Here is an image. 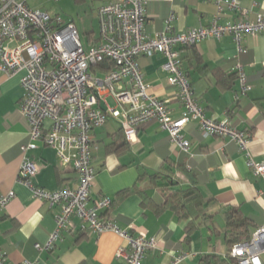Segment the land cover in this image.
Wrapping results in <instances>:
<instances>
[{"label":"crops","instance_id":"1","mask_svg":"<svg viewBox=\"0 0 264 264\" xmlns=\"http://www.w3.org/2000/svg\"><path fill=\"white\" fill-rule=\"evenodd\" d=\"M99 1L94 14L96 28L85 33L87 46L101 40L99 8L115 0ZM239 1L240 8L223 9L220 23L264 14V0ZM145 2L146 33L152 37L166 30L175 33L208 25L218 12L215 0ZM29 6L41 10L39 3ZM172 14L175 19L168 29L167 20ZM242 43L244 52L239 53L234 37L226 33L221 38L209 37L195 45L181 46L179 50L182 67L208 116L219 120L228 115L238 128L252 132L249 152L257 161L264 162V32L246 34ZM165 61L161 53L139 57L150 92L167 100L171 116L179 118L184 106L178 88L168 82ZM237 63L243 65L252 86L246 93L235 76ZM99 70L97 73L103 75L104 71ZM22 75L23 72L0 73V192L16 194L0 212L4 264L24 260L37 264H126L125 257L119 255L120 249L129 250L126 238L113 231L96 234L77 216H72L71 224L62 231L54 247L38 248L46 245L56 229L60 207L36 199L17 180L24 158L23 146L30 141V125L20 108L25 93ZM110 97L103 96L112 106ZM104 99L100 100V107L105 106ZM182 133L191 142L189 153L172 142L169 132L156 120L142 124L133 141L126 139L121 122L114 117L94 128L92 154L97 175L88 205L108 196L112 206L99 211L103 218L114 220L132 234L157 238L156 247L146 253L144 264H201L205 254L232 264L226 212L232 208L239 210L249 219L252 234L264 225V175L255 174L248 166L246 152L235 141L204 134L197 121H190ZM25 155L39 166L32 178L35 184L50 190L77 185L78 172L71 164L62 162L55 148L39 142L36 149ZM191 187L201 191L206 217L198 218L196 228L188 233L187 221L180 219L171 201L181 199V190ZM182 255L185 257L175 263ZM262 259L264 262V255Z\"/></svg>","mask_w":264,"mask_h":264},{"label":"built area","instance_id":"2","mask_svg":"<svg viewBox=\"0 0 264 264\" xmlns=\"http://www.w3.org/2000/svg\"><path fill=\"white\" fill-rule=\"evenodd\" d=\"M60 1V0H56ZM172 2L173 0H166ZM218 8L210 24L168 33L167 30L149 36L146 33L145 0H115L98 10L101 40L85 46L78 27L72 21L29 6L27 0H0V73L14 75L23 72L21 85L25 90L20 108L30 125V141L23 146L24 158L17 180L27 186L36 199L59 206L56 229L41 249H51L61 233L77 216L86 228L96 234L113 231L128 240L129 250L120 249L126 264H144L146 253L156 247L157 238L135 235L112 219L103 218L102 209H110L112 198H99L89 206L91 188L96 179L93 162V129L106 123L109 117L118 119L125 137L133 141L137 129L156 120L169 132L170 139L182 151L191 150V142L182 133L192 120L198 122L206 135L220 136L235 141L246 152L248 166L255 174L264 175V162L257 161L249 152L252 132L234 125L228 115L222 119L209 117L194 94L192 83L182 67L179 47L191 46L209 38H221L230 33L244 52L246 34L264 32V14L254 19L241 17L235 21L219 22L224 8H240L239 0H215ZM175 15L167 20L171 26ZM161 53L166 61L168 82L179 90L184 106L181 117L173 118L167 100L150 92L139 57ZM115 67L99 75L93 70L104 61ZM236 72L244 93L252 89L242 64ZM113 97L117 106H110L103 98ZM104 99L105 109L100 107ZM43 142L55 148L64 163L71 164L79 174L75 187L63 186L50 190L33 181L38 164L26 152ZM15 192H0V212L15 197ZM239 264H264V225L258 227L249 240L235 243L230 251ZM185 255L179 256L175 263ZM6 261L0 250V264ZM19 264H37L24 260Z\"/></svg>","mask_w":264,"mask_h":264},{"label":"trees","instance_id":"3","mask_svg":"<svg viewBox=\"0 0 264 264\" xmlns=\"http://www.w3.org/2000/svg\"><path fill=\"white\" fill-rule=\"evenodd\" d=\"M81 1V0H78ZM115 67L112 61L106 60L98 67L93 68L95 72L111 70ZM235 76H238L235 72ZM170 177L168 178V180ZM170 184L174 182L170 179ZM182 197L177 201H171V206L176 211L180 219L186 220V230L189 233L196 228V221L200 217H206L204 210H202L203 196L198 188L191 187L186 190H181ZM172 193H169V197ZM196 213V214H195ZM195 214V216H194ZM252 236L251 223L247 217H245L239 210L232 208L226 212V238L229 244V253L232 260V264H239L237 258L233 257L230 253L232 246L239 242L249 240ZM201 264H228L226 259L213 254H205L201 258Z\"/></svg>","mask_w":264,"mask_h":264},{"label":"rangeland","instance_id":"4","mask_svg":"<svg viewBox=\"0 0 264 264\" xmlns=\"http://www.w3.org/2000/svg\"><path fill=\"white\" fill-rule=\"evenodd\" d=\"M29 4L39 3L42 11L49 13L53 17L60 16L65 21L76 23L80 32L81 40L87 46L86 30L96 28L95 11L99 5V0H27ZM74 20V21H73ZM112 106H117L113 97L108 99Z\"/></svg>","mask_w":264,"mask_h":264},{"label":"water","instance_id":"5","mask_svg":"<svg viewBox=\"0 0 264 264\" xmlns=\"http://www.w3.org/2000/svg\"><path fill=\"white\" fill-rule=\"evenodd\" d=\"M102 107L105 109L106 107L104 105H102Z\"/></svg>","mask_w":264,"mask_h":264}]
</instances>
